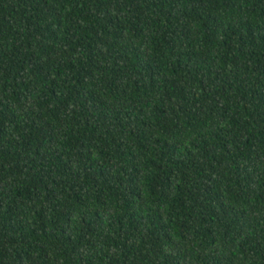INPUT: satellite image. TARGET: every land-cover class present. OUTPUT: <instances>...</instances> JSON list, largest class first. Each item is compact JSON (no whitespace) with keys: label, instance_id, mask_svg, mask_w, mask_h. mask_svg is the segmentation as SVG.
Listing matches in <instances>:
<instances>
[{"label":"trees","instance_id":"obj_1","mask_svg":"<svg viewBox=\"0 0 264 264\" xmlns=\"http://www.w3.org/2000/svg\"><path fill=\"white\" fill-rule=\"evenodd\" d=\"M0 264H264V0H0Z\"/></svg>","mask_w":264,"mask_h":264}]
</instances>
